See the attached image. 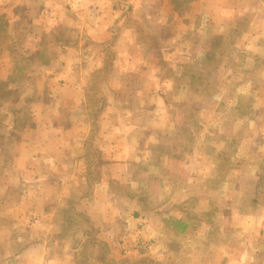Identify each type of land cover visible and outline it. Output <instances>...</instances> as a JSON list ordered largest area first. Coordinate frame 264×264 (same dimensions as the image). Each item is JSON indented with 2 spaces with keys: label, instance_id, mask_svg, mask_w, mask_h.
I'll use <instances>...</instances> for the list:
<instances>
[{
  "label": "rangeland",
  "instance_id": "rangeland-1",
  "mask_svg": "<svg viewBox=\"0 0 264 264\" xmlns=\"http://www.w3.org/2000/svg\"><path fill=\"white\" fill-rule=\"evenodd\" d=\"M132 1L139 3L137 12ZM93 2L85 3L89 13L105 8L106 13L116 15L104 37L95 33L87 37L74 28L77 21L76 17L72 21V15L82 11L73 1L0 0V137L9 127L5 109H16L22 101L16 91L31 89L38 64H51L66 52L63 45L82 51L86 58L105 60L104 70L87 76L90 103H119L116 118L120 115L126 123L133 117L143 120L142 114L152 112L158 102L163 104L169 124L164 132L175 141L169 151L174 156L170 168L179 169L183 161L191 170L205 167L207 201L199 206L197 199L191 198L188 213L193 229L189 235L178 233L183 225L167 221L171 215L166 199L174 197L177 203L187 181L177 170L172 168L167 175L164 168V181L174 182L171 196L167 191L152 194L150 187L152 196L143 194L146 202L141 210L125 209L122 221L134 217L135 222L126 223L119 251L91 238L85 243L80 240L84 246L95 245L97 251L112 250L109 256L92 253L87 264H231L225 254L222 259L214 255L230 248L231 226L226 218L217 217L219 208L213 196L216 186L229 179L234 165L240 176L264 171V0H223V13L216 18L206 12L211 0ZM123 55L141 63L132 64L125 72L127 61L118 60ZM141 146L140 154L145 157L157 154L148 137ZM236 151L240 157L232 160ZM253 151L260 159L250 158L248 153ZM184 153H190L187 160ZM149 164L153 165V160ZM137 165V172L145 173L147 163ZM253 165L255 170H251ZM150 178L137 173L130 188L118 187L127 196L138 194L149 189L150 183L146 188L140 183ZM197 184V179L190 183L195 185L196 195ZM156 195L158 203L153 199ZM224 195L220 199L226 203ZM180 208L171 209L178 212ZM141 245L148 250L134 248ZM246 259L240 264H246Z\"/></svg>",
  "mask_w": 264,
  "mask_h": 264
},
{
  "label": "crops",
  "instance_id": "crops-1",
  "mask_svg": "<svg viewBox=\"0 0 264 264\" xmlns=\"http://www.w3.org/2000/svg\"><path fill=\"white\" fill-rule=\"evenodd\" d=\"M70 1L80 5L82 11L72 15V21L75 17L77 21L74 28L87 37L109 33L116 18L112 11L106 13L107 9L101 8L91 15L86 7L94 0ZM211 1L207 14L221 16L223 0ZM132 3L137 12L139 3ZM63 47L66 52L51 64H38L31 89L16 91L22 96L16 109H5L9 127L0 137V143L2 139L6 143L5 150L0 148V264H87L92 253L109 256L112 250L97 251L95 245L87 247L79 241L85 243L91 238L119 251L126 223L135 222L134 217L122 221L125 209L129 206L134 212L141 210L146 202L145 192H150L151 197V191H167V196L174 191V182L163 178L164 168L167 175L172 171L170 158L174 156L169 151L175 143L174 137L164 132L169 127L163 116L164 105L158 102L152 112L142 114L143 120L133 117L128 123L120 115L116 118L120 114L119 103L93 106L86 79L104 70L107 63L86 58L72 46ZM118 60L127 61L125 72L132 64L141 63L140 59L133 61L124 55ZM146 137L155 145L157 154L153 157L140 154ZM236 152L232 160L238 158ZM248 155L251 159L261 157L257 151ZM189 156L184 153L185 160ZM152 160L153 165L149 164ZM144 162L145 173L137 172V164ZM184 166L183 161V166L173 168V172L177 170L188 183L182 187L177 203L174 197L166 199V208L172 218L167 221L182 224V232L178 233L189 235L193 229L188 213L191 198H196L199 206L207 201L206 169ZM236 167L230 168L229 179L216 186L213 196L219 208L215 210L217 217L226 218L231 226L230 248H222L214 255L222 259L225 254L231 264H240L247 257L246 264H264V171L257 169L240 176ZM256 167L251 166V170ZM137 173L151 177L149 182L140 183V187L150 183L149 189H144L147 185L140 193L127 196L118 186L133 185ZM196 179L197 195L195 185L190 186ZM223 193L226 203L220 199ZM158 197H153L156 203ZM175 206H181L178 212L171 209Z\"/></svg>",
  "mask_w": 264,
  "mask_h": 264
},
{
  "label": "built area",
  "instance_id": "built-area-1",
  "mask_svg": "<svg viewBox=\"0 0 264 264\" xmlns=\"http://www.w3.org/2000/svg\"><path fill=\"white\" fill-rule=\"evenodd\" d=\"M134 248L135 249H139V250H143V251H145V250L147 251L148 250V247L146 245H141L139 247L138 246H135Z\"/></svg>",
  "mask_w": 264,
  "mask_h": 264
}]
</instances>
